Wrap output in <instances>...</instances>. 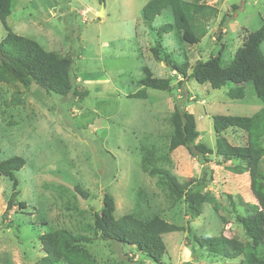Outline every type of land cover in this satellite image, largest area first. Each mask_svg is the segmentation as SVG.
Returning a JSON list of instances; mask_svg holds the SVG:
<instances>
[{"label":"rangeland","instance_id":"1","mask_svg":"<svg viewBox=\"0 0 264 264\" xmlns=\"http://www.w3.org/2000/svg\"><path fill=\"white\" fill-rule=\"evenodd\" d=\"M198 1L219 13L203 24L201 41L189 45L175 31L157 34L161 26L172 24L170 10L151 28L143 23L140 12L146 0H14L8 28L47 52L71 57L73 91L82 94H48L31 81L0 85V161L11 156L25 161L16 173L14 200L25 207L15 205L6 218L12 183L0 175V264H42L39 237L57 229L86 237L85 247L96 264H154L134 247L100 239L93 223L105 194L114 199L116 217L159 216L185 228L163 237V264H233L199 248L193 236H218L223 230L227 237L246 240L234 212L246 215V206L256 202L248 173L233 170L239 162L215 155L203 162L182 147L162 159L171 134L169 118L175 107L192 114L198 141L214 150L213 116H252L262 103L251 84L244 86L243 99H230L229 85L215 90L184 78L163 55L155 61L150 48L160 42L171 67H180L206 61L224 45V66L241 46L244 31L264 24V0ZM225 15L229 17L221 22ZM5 35L0 24V43ZM261 51L264 55V43ZM143 68L168 79L169 90L146 89L145 100L129 98L142 89ZM225 136L237 144L230 134ZM143 150L153 151L187 187L204 178L206 196L198 218H191L182 200L171 204L157 178L140 170ZM76 185L87 197L75 192Z\"/></svg>","mask_w":264,"mask_h":264},{"label":"trees","instance_id":"2","mask_svg":"<svg viewBox=\"0 0 264 264\" xmlns=\"http://www.w3.org/2000/svg\"><path fill=\"white\" fill-rule=\"evenodd\" d=\"M13 2L14 0H0V24L6 33L0 43V85L12 86L15 83L24 84L31 81L48 94L66 96L74 89L72 58L47 52L37 42L13 33L6 24L12 12ZM164 10H170L172 24L161 26L157 34L175 31L181 41L189 45L201 41L204 36L203 24L216 18L219 13L216 7L205 5L198 0H146L140 12L141 20L151 28V24ZM232 10H236V7H232ZM225 17L229 15H225L221 22ZM244 32L241 46L224 66L221 65L224 45H220L218 53L210 56L208 60L196 61L193 65L184 63L180 67H171L172 63L169 62L160 42L150 48V53L155 61H159L160 55H163L164 62L175 69L178 75L188 77L200 85L208 84L215 90L229 85L227 96L230 99H243L244 86H253L257 99L262 103L259 111L252 116L212 117L214 150L198 141L199 132L194 116L175 107L169 118L171 134L162 159H168L167 155L182 147L192 158L202 159L203 162L208 161L209 156L215 155L221 157L224 162L240 163L235 165L233 170L240 172L244 169L248 173L250 190L256 201L246 206V215L234 212L235 220L246 240L227 237L223 230L218 236H193V240L199 248L214 251L221 261L233 264H264V171L260 170V165L264 162V55L261 51V45L264 43V24L253 32ZM219 40L221 34L218 36ZM138 84L142 89L131 94L129 98L145 100L146 89L163 92L168 91L171 85L168 79L154 77L147 68H143V75ZM73 92L78 96L82 94ZM228 134L237 144L233 145L227 141L225 135ZM162 159L156 157L151 150H143L140 170L150 178H157V187L167 193L171 204L182 200L191 218H198L202 214L206 196L203 193L206 183L204 178L192 187H187L188 184L179 183L160 163ZM24 164V159L18 156L0 161V175L12 183V194L3 218H6L15 205L20 209L25 207V203L14 201L18 194L16 173ZM74 190L82 198L87 197L79 185H76ZM93 225L102 241L134 247L154 264H163L166 255L163 237L185 230L184 227L168 223L159 216L141 219L129 213L116 217L114 199L109 194L104 195L102 208L95 214ZM88 241L83 235L67 229L52 230L41 235L39 242L44 255L41 263L96 264L93 254L85 247Z\"/></svg>","mask_w":264,"mask_h":264},{"label":"water","instance_id":"3","mask_svg":"<svg viewBox=\"0 0 264 264\" xmlns=\"http://www.w3.org/2000/svg\"><path fill=\"white\" fill-rule=\"evenodd\" d=\"M102 10H103V7L101 8L100 13L97 14V17H98V18L102 16Z\"/></svg>","mask_w":264,"mask_h":264}]
</instances>
